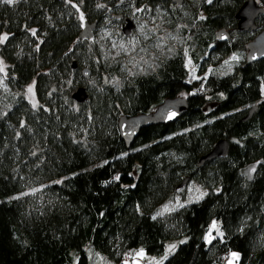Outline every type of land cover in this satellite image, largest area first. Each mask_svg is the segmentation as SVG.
I'll return each mask as SVG.
<instances>
[{
    "label": "trees",
    "instance_id": "obj_1",
    "mask_svg": "<svg viewBox=\"0 0 264 264\" xmlns=\"http://www.w3.org/2000/svg\"><path fill=\"white\" fill-rule=\"evenodd\" d=\"M246 1L134 0L133 7L153 10L185 40L201 71L240 57L192 83L183 47L167 48L152 74L128 78L117 60L90 50L91 39L79 40L87 22H97V33L106 12L117 14L123 28L132 12L123 0L0 2V36L8 37L0 58L8 65L7 89L17 94L0 113V264H90L88 250L126 264L130 252L159 256L182 238L162 264H225L233 252L236 264H264V59L249 65L243 57L254 39V32L237 30ZM263 22L261 15L259 29ZM222 29L228 42L217 40ZM85 68L90 78L122 82L89 87ZM33 82L38 108L23 95ZM79 88L88 92L84 104L72 99ZM176 97L187 100V112L143 128L128 148L121 117L151 114ZM222 139L228 155L200 167ZM185 179L206 195L158 213ZM214 220L222 235L209 242Z\"/></svg>",
    "mask_w": 264,
    "mask_h": 264
},
{
    "label": "rangeland",
    "instance_id": "obj_2",
    "mask_svg": "<svg viewBox=\"0 0 264 264\" xmlns=\"http://www.w3.org/2000/svg\"><path fill=\"white\" fill-rule=\"evenodd\" d=\"M123 1L124 4L128 5V8H130L129 10H132V12L129 13L130 17H128L129 19H132L134 23V29L131 35L128 37L124 36L123 30H121L122 24L119 20L115 19L118 16L117 14L110 13L109 15V13L106 12L103 25L100 29L96 30L97 33H95V38L89 40L88 45L92 51L99 49L104 59H113V61L117 60V63L122 65L120 69L127 75L128 78L130 76H138L141 74H152V72L158 67V60L160 58L162 59V56L169 52L168 50L173 51L182 47L185 55V67L189 72L188 81L190 83L206 79L212 72H223L225 67L227 70L230 68L232 63H237L241 60L237 54H232L216 67L208 66L205 71H201V67L194 64L190 57L191 50L189 49V45L185 43V40L181 39L176 31L172 32L169 30L166 22H160L152 13L153 10L146 7H133L134 0ZM256 2L260 3L258 0H256ZM100 6L104 9L105 2ZM199 16L200 18L204 17L202 13H200ZM261 26V29L252 33L254 38H256V35L264 29V22ZM246 55L247 54L245 52L243 57ZM233 57H236V59H233ZM95 61L97 60L95 59ZM7 66L8 65L5 61L0 58V69H2V71H0V113H4L8 107L11 106L12 102L8 101V98L11 95H17L15 91H11L9 88L7 89ZM121 79L122 78L120 76L111 77L105 74H96V76H92L87 81L89 87H95L100 81L103 84H119L122 82ZM29 87L33 89L32 92L28 91ZM34 87V82L25 87L23 89V95L33 108H38L39 102L36 99ZM262 91L264 98V82L262 84ZM206 192L207 191L196 182L187 183L186 186L180 189V192L176 196L161 206L158 213H169V211L180 207L182 204L199 201L204 195H206ZM214 222L216 225L215 228H213ZM210 227L208 237L209 234L210 237L221 235L219 222L217 220H214ZM182 241L185 242L186 239L182 238L181 240H171L167 243L164 253L159 256H148L144 252L142 256L138 255L141 250L130 252V254L126 255L124 258V262L126 264H162V262L170 257L178 246L182 244ZM172 245H176V247L172 251H169V248ZM88 255L90 256V264H113L105 257L103 258L101 255L92 253L90 250H88ZM230 260L233 261V264H236V260H234L231 255L227 257L225 264H229Z\"/></svg>",
    "mask_w": 264,
    "mask_h": 264
},
{
    "label": "water",
    "instance_id": "obj_3",
    "mask_svg": "<svg viewBox=\"0 0 264 264\" xmlns=\"http://www.w3.org/2000/svg\"><path fill=\"white\" fill-rule=\"evenodd\" d=\"M184 0H172L173 3L182 6ZM261 15H264V7L260 5L256 0H247L240 7L236 15L237 30L240 32H256L259 30L256 21ZM97 27V22L85 23L83 29L81 30L79 40L93 39L95 35V28ZM134 29V23L132 20L128 19L126 25L122 28L124 36L128 37L131 35ZM217 40L221 42H228L230 40V33L227 30L222 29L217 31ZM247 64H252L253 62L260 61L264 59V29L256 35V38L251 40L247 44ZM73 69L77 68L75 62L72 65ZM83 77L90 78V70L85 68L82 72ZM72 99L76 100L80 104L86 103L88 100V92L86 88H79L72 95ZM257 106H254L249 111V115L245 119H250L253 117L257 110ZM188 110L187 100L182 97H176V99H166L163 104L159 105L153 113L132 116L131 118L122 116L118 124V130L124 142H126L129 148L133 144V140L140 134L143 128L158 125L173 123L182 115H184ZM230 151L229 142L226 139L219 141L211 150V152L200 158L199 166L205 163L212 162L214 159L223 158L228 155ZM189 182V179H185L180 187H184Z\"/></svg>",
    "mask_w": 264,
    "mask_h": 264
},
{
    "label": "snow or ice",
    "instance_id": "obj_4",
    "mask_svg": "<svg viewBox=\"0 0 264 264\" xmlns=\"http://www.w3.org/2000/svg\"><path fill=\"white\" fill-rule=\"evenodd\" d=\"M0 2L7 3V4H14L15 2H17V0H0ZM208 2L211 3V0H208ZM73 7H76V5L73 4ZM81 19H83V17H81ZM32 34L35 35L36 34V30H32ZM7 39H8L7 35L0 36V43L4 42ZM233 59H236V57H233ZM0 71H2V69H0ZM32 90L33 89L31 87H29L28 91L29 92H32ZM254 171H255V168L250 169V172H254ZM116 179H119V177H116ZM215 227H216V225H215V222H214L213 223V228H215ZM220 234L222 235V233H220ZM211 238H213V237H210V234H209V237H206V239H208L209 242H211ZM182 243H183V241H182ZM175 247H176V245L170 246L169 251H172L173 249H175ZM138 255H141L142 256L143 255V250H141V252L138 253ZM231 256H232V258L234 260H239V254L238 253L233 252L231 254ZM229 264H233V261L230 260L229 261Z\"/></svg>",
    "mask_w": 264,
    "mask_h": 264
}]
</instances>
